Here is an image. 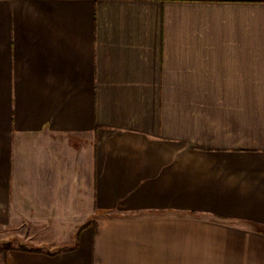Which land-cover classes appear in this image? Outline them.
<instances>
[{
	"label": "crops",
	"instance_id": "crops-1",
	"mask_svg": "<svg viewBox=\"0 0 264 264\" xmlns=\"http://www.w3.org/2000/svg\"><path fill=\"white\" fill-rule=\"evenodd\" d=\"M3 264H264V0H0Z\"/></svg>",
	"mask_w": 264,
	"mask_h": 264
},
{
	"label": "rangeland",
	"instance_id": "rangeland-1",
	"mask_svg": "<svg viewBox=\"0 0 264 264\" xmlns=\"http://www.w3.org/2000/svg\"><path fill=\"white\" fill-rule=\"evenodd\" d=\"M26 238H31L29 235H24V236H15L12 239L8 240H1L0 241V264H3V258L4 254L7 250L13 248L14 246H18V243H24L26 245L28 243Z\"/></svg>",
	"mask_w": 264,
	"mask_h": 264
}]
</instances>
